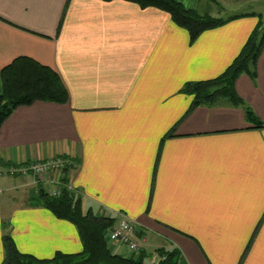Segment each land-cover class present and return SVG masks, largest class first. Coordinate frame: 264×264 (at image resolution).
I'll return each mask as SVG.
<instances>
[{
    "label": "crops",
    "instance_id": "1",
    "mask_svg": "<svg viewBox=\"0 0 264 264\" xmlns=\"http://www.w3.org/2000/svg\"><path fill=\"white\" fill-rule=\"evenodd\" d=\"M257 14H234L190 42L167 12L127 0H0V70L30 57L68 93L17 106L0 125V264L6 233L37 258L82 249L71 222L34 204L44 186L5 171L56 156L78 160L69 181L86 208L136 223L148 261L176 247L184 264H264V45L253 75L235 80L240 104L194 105L180 91L222 74Z\"/></svg>",
    "mask_w": 264,
    "mask_h": 264
},
{
    "label": "trees",
    "instance_id": "2",
    "mask_svg": "<svg viewBox=\"0 0 264 264\" xmlns=\"http://www.w3.org/2000/svg\"><path fill=\"white\" fill-rule=\"evenodd\" d=\"M127 1L134 2L142 8L151 6L167 12L175 24L188 31L190 42L202 31L221 26L242 15L217 17L208 12L200 13L195 8H188L177 0ZM257 16L259 21L256 27L249 34L239 54L222 74L207 80L188 81L182 86L180 91L192 95L194 105L213 104L220 98H225L233 104L242 102L234 90L235 80L242 73L253 75L257 57L264 45V24L261 15ZM0 78V125L17 106L29 105L37 100L62 103L68 97L66 87L58 73L27 56H18L2 67ZM246 115L248 118H254L248 108ZM61 157L69 160L70 165H66L62 170L59 194L50 195L40 187L33 202L47 208L57 218L71 222L78 232L82 249L76 253L57 251L50 258H37L21 253L11 235L6 233L2 236L4 256L1 264H184L176 247L157 248L154 261H148L149 254L142 250L128 256L111 251L106 230L114 223V218L95 215L90 207L84 206L80 192L67 187L69 173L78 160L67 156Z\"/></svg>",
    "mask_w": 264,
    "mask_h": 264
},
{
    "label": "built area",
    "instance_id": "3",
    "mask_svg": "<svg viewBox=\"0 0 264 264\" xmlns=\"http://www.w3.org/2000/svg\"><path fill=\"white\" fill-rule=\"evenodd\" d=\"M68 164L70 165L69 160L56 156L46 160H33L27 164H12L5 171L11 175L33 176L37 183L44 186V191L55 196L61 190L62 170ZM67 187L74 190L70 181ZM106 238L114 245L125 246L130 253H138L145 242V236L137 230L136 223L126 215H121L119 220L106 230Z\"/></svg>",
    "mask_w": 264,
    "mask_h": 264
},
{
    "label": "rangeland",
    "instance_id": "4",
    "mask_svg": "<svg viewBox=\"0 0 264 264\" xmlns=\"http://www.w3.org/2000/svg\"><path fill=\"white\" fill-rule=\"evenodd\" d=\"M198 11L213 13L212 15L222 18L243 12H254L262 15L264 24V0H215V2L203 0ZM107 241L108 245L112 244L110 240Z\"/></svg>",
    "mask_w": 264,
    "mask_h": 264
}]
</instances>
